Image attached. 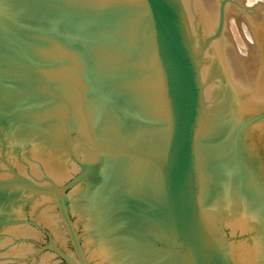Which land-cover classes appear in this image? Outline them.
Wrapping results in <instances>:
<instances>
[{"label":"water","instance_id":"1","mask_svg":"<svg viewBox=\"0 0 264 264\" xmlns=\"http://www.w3.org/2000/svg\"><path fill=\"white\" fill-rule=\"evenodd\" d=\"M0 0V264H264V0Z\"/></svg>","mask_w":264,"mask_h":264},{"label":"rangeland","instance_id":"2","mask_svg":"<svg viewBox=\"0 0 264 264\" xmlns=\"http://www.w3.org/2000/svg\"><path fill=\"white\" fill-rule=\"evenodd\" d=\"M253 4H254V0H245V3H244L245 6H252Z\"/></svg>","mask_w":264,"mask_h":264},{"label":"bare ground","instance_id":"3","mask_svg":"<svg viewBox=\"0 0 264 264\" xmlns=\"http://www.w3.org/2000/svg\"><path fill=\"white\" fill-rule=\"evenodd\" d=\"M251 4V3H250Z\"/></svg>","mask_w":264,"mask_h":264}]
</instances>
